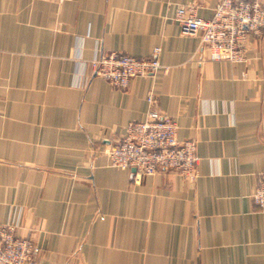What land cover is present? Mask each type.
Segmentation results:
<instances>
[{
	"label": "crops",
	"instance_id": "crops-1",
	"mask_svg": "<svg viewBox=\"0 0 264 264\" xmlns=\"http://www.w3.org/2000/svg\"><path fill=\"white\" fill-rule=\"evenodd\" d=\"M217 1L0 0V223L35 241L36 264H264V34L243 62L209 60L173 18ZM155 47L162 67L125 88L90 73L95 54ZM151 107L195 140L194 182L108 165Z\"/></svg>",
	"mask_w": 264,
	"mask_h": 264
},
{
	"label": "built area",
	"instance_id": "built-area-1",
	"mask_svg": "<svg viewBox=\"0 0 264 264\" xmlns=\"http://www.w3.org/2000/svg\"><path fill=\"white\" fill-rule=\"evenodd\" d=\"M173 18L183 33L200 34L209 60L243 62L248 36L264 34V6L258 1L218 0L209 17L197 15L193 4H182L176 7ZM158 52L159 47L145 57L117 51L99 53L88 67L92 75L125 88L132 78L154 74L162 67ZM147 101L152 103L151 94ZM104 155L110 166L133 168L134 180L160 171L177 172L189 182L198 176L195 140H178L175 119L153 107L143 119L129 121L119 139L104 149ZM252 199L256 209L264 212V180L253 191ZM17 229L15 220L0 223V264H36L39 246L31 237L18 234Z\"/></svg>",
	"mask_w": 264,
	"mask_h": 264
},
{
	"label": "water",
	"instance_id": "water-1",
	"mask_svg": "<svg viewBox=\"0 0 264 264\" xmlns=\"http://www.w3.org/2000/svg\"><path fill=\"white\" fill-rule=\"evenodd\" d=\"M134 169L133 168H131V171H133Z\"/></svg>",
	"mask_w": 264,
	"mask_h": 264
}]
</instances>
